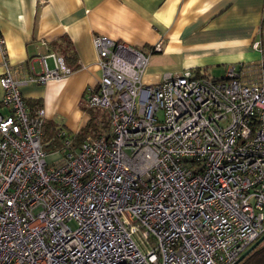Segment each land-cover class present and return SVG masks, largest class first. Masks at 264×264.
<instances>
[{
  "label": "built area",
  "instance_id": "2783aa9c",
  "mask_svg": "<svg viewBox=\"0 0 264 264\" xmlns=\"http://www.w3.org/2000/svg\"><path fill=\"white\" fill-rule=\"evenodd\" d=\"M93 44L101 77L85 102L106 111L108 132L74 148L60 130L51 161L44 110L31 112L20 87L73 70L53 52L54 68L43 57L40 73L19 76L0 33V264H234L264 234L262 39L258 64L153 84L143 75L161 42Z\"/></svg>",
  "mask_w": 264,
  "mask_h": 264
},
{
  "label": "crops",
  "instance_id": "0c3cea01",
  "mask_svg": "<svg viewBox=\"0 0 264 264\" xmlns=\"http://www.w3.org/2000/svg\"><path fill=\"white\" fill-rule=\"evenodd\" d=\"M263 28L264 0H0V33L19 76L40 73L43 57L54 68L49 54L61 55L65 46L74 53L79 66L69 75L20 87L31 112L43 109L46 121L71 134L89 124L85 95L101 77L94 35L145 49L161 42L143 75L156 83L169 71L199 69L212 77L220 68L226 75L231 64H258L262 52L253 43L262 39L264 47ZM245 73L246 80L258 76L255 69ZM3 92L0 83V101ZM48 152V160L58 157Z\"/></svg>",
  "mask_w": 264,
  "mask_h": 264
},
{
  "label": "trees",
  "instance_id": "16d2710c",
  "mask_svg": "<svg viewBox=\"0 0 264 264\" xmlns=\"http://www.w3.org/2000/svg\"><path fill=\"white\" fill-rule=\"evenodd\" d=\"M60 52H61V56L63 57L65 61V64L68 67L72 68V70H75L78 68L79 65L76 62L75 55L72 51H70L68 46H65V48L60 50ZM194 71L195 73L200 72L199 69H196ZM89 113L91 115V119L89 120V124L85 128L81 129L77 134H71L68 131H66L67 135H69L72 139V146L74 148L78 147L86 138H88V136L98 137L102 133L100 129L96 128V121L99 115L95 112V109H90ZM105 117H106V114L103 113L101 118H102V123L104 126H106L104 124ZM60 130H65V129L63 127H59V125L53 121L51 122L45 121L44 127H43V131H44L43 135H48V137L50 138L49 140L50 147H48L49 149L59 150L60 147H62L63 139L58 136V133ZM144 250H146V247H144ZM238 264H264V241Z\"/></svg>",
  "mask_w": 264,
  "mask_h": 264
},
{
  "label": "rangeland",
  "instance_id": "374dc122",
  "mask_svg": "<svg viewBox=\"0 0 264 264\" xmlns=\"http://www.w3.org/2000/svg\"><path fill=\"white\" fill-rule=\"evenodd\" d=\"M48 63L50 64V60L48 61ZM224 71H225V69L220 68V70L212 72L211 76L220 79V78H222L225 75ZM158 82H156V83H158ZM146 84H153V83H146ZM95 112L99 115V117L97 118V121H96V128L100 129V131L102 132L101 135H103V134L107 133L108 129H109V127H108V121H109L108 120V114L105 113L104 109H95ZM103 113L106 114L105 122H104V124L106 126H104L103 123H102L101 116H102ZM88 137H95V136H88ZM49 140H50V138L48 137V135H43L42 144H43L44 148L47 149L48 151H53V150L48 148V147H50V145H49L50 141ZM47 159H49V157ZM70 224H71V226H74L73 222H71ZM134 238L138 241V244L141 247V249L144 250V247H145L144 243H146V241H144V239L142 237H140L139 235H137V234L134 235Z\"/></svg>",
  "mask_w": 264,
  "mask_h": 264
},
{
  "label": "water",
  "instance_id": "95a60500",
  "mask_svg": "<svg viewBox=\"0 0 264 264\" xmlns=\"http://www.w3.org/2000/svg\"><path fill=\"white\" fill-rule=\"evenodd\" d=\"M264 34V28H263ZM264 241V234H262L256 241L253 242L251 246L247 248V250L240 255V257L234 262V264H238L241 262L248 254H250L257 246H259Z\"/></svg>",
  "mask_w": 264,
  "mask_h": 264
}]
</instances>
